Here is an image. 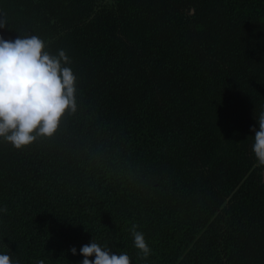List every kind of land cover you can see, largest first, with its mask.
I'll list each match as a JSON object with an SVG mask.
<instances>
[{"label":"trees","instance_id":"1","mask_svg":"<svg viewBox=\"0 0 264 264\" xmlns=\"http://www.w3.org/2000/svg\"><path fill=\"white\" fill-rule=\"evenodd\" d=\"M114 1L0 0L5 39L56 36L37 6L63 27L46 50L78 89L53 137L0 142V251L80 264L95 238L130 264H264V0Z\"/></svg>","mask_w":264,"mask_h":264},{"label":"clouds","instance_id":"2","mask_svg":"<svg viewBox=\"0 0 264 264\" xmlns=\"http://www.w3.org/2000/svg\"><path fill=\"white\" fill-rule=\"evenodd\" d=\"M8 25L0 12V29ZM71 58L65 50L56 54L46 50L39 36L26 34L14 40L0 35V142L22 150L34 142L53 137L66 115L77 112V77L69 66ZM252 152L259 165L264 166V111L258 115ZM7 209L0 207V214ZM133 244L139 255L147 259L151 254L145 235L131 229ZM82 255L80 264H130L127 252L115 253L94 238L90 243L70 249ZM91 257V259H90ZM0 264H19L8 252L0 251Z\"/></svg>","mask_w":264,"mask_h":264},{"label":"rangeland","instance_id":"3","mask_svg":"<svg viewBox=\"0 0 264 264\" xmlns=\"http://www.w3.org/2000/svg\"><path fill=\"white\" fill-rule=\"evenodd\" d=\"M97 1H98L99 5L101 7H103V6H105V7L106 6H110V7L115 6V1L114 0H97ZM34 2L36 4H39L37 2V0H34ZM43 8L44 7H42V6L40 8H38V6H37V9H41L42 15H44V17L46 18V20L48 22H50V25L56 29V31H55L56 32V36L54 38L48 40V44H49V43L53 42L54 40H56L62 34V32H63L64 29H63V27L58 22H56V20L54 18L50 17L48 15V13H46V11ZM35 20H36V18L33 20V23L35 22ZM37 27L38 28L40 27V23H37ZM40 38L42 39V37H40ZM48 44L46 43V46ZM255 168H256L257 175L259 177H264V175L260 172V167H259V164L258 163H256Z\"/></svg>","mask_w":264,"mask_h":264}]
</instances>
